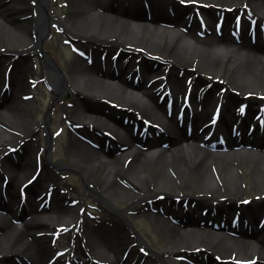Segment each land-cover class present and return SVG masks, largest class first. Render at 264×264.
Returning a JSON list of instances; mask_svg holds the SVG:
<instances>
[{
  "label": "bare ground",
  "instance_id": "obj_1",
  "mask_svg": "<svg viewBox=\"0 0 264 264\" xmlns=\"http://www.w3.org/2000/svg\"><path fill=\"white\" fill-rule=\"evenodd\" d=\"M192 1H197L192 6L201 9L206 2L221 8L207 9L209 20L217 9L229 7L225 15H229V20L233 13L242 14L241 23H248L249 30H257L263 39L252 42L243 27L233 28L225 20L218 30H212L199 15L188 26L187 17L181 14L150 17L143 11L130 10L120 14L112 6H105L106 0H70L71 11L66 17L49 15V0L21 6L18 13L13 10L14 4L20 3L18 0L1 4L0 29L8 27L9 41L28 37L20 51L25 52L29 44L31 50L40 49L54 22L61 23L65 34L87 47L74 52L65 72L54 59L42 56V73L52 87V102L68 90L69 97L78 102L66 111L65 120L72 129L65 152L87 188L104 204L101 211L116 216L93 219L77 198L70 200L53 190L59 185L58 178L46 157L36 167V179L28 185L33 194L15 214L12 204H20L21 199L16 182L22 171L32 169L33 153L26 157L23 154L17 164L10 156H0V264H131V256L121 253L118 241L133 250L141 247L160 264H195L180 258L194 249L192 258L199 264L202 260V264H223L225 260L264 264V131L261 125L250 126L248 122L263 121L264 110L253 112V99L241 118L240 104L234 102L240 93L264 95V0H189ZM24 11L31 14L29 30L12 22ZM173 23L184 27L172 30L169 25ZM1 38L0 47L6 45L5 33ZM134 42L139 48L137 53L109 49L125 48ZM97 43L105 48L93 47ZM10 53L0 55V77L7 59L15 63L10 76L12 89L8 88L0 100L1 144L17 138V131L22 132L30 124L35 128L44 125L46 130L50 120L48 112L37 119L28 111V122L18 124L13 112H8L6 105H19L21 92L29 89V68L24 67L27 63H17ZM149 56L161 58L165 62L163 68L152 70L146 61ZM197 72L222 78L230 89L222 91L219 82H205L195 76ZM167 84L173 89L161 96L157 89ZM242 85L248 88L242 91ZM235 89L240 90L239 94L232 93ZM186 96L190 104L182 107ZM77 97L83 102L79 103ZM219 99L223 109L218 132L225 127L226 134L215 137L204 124L208 115H214L211 103ZM7 100L10 103L6 104ZM87 101L114 102L120 111L92 108ZM193 101L197 102L195 108ZM242 126L246 131L238 135ZM8 128L17 131L11 133ZM147 130L155 131V135L143 133ZM102 134L107 138L103 139ZM92 136L103 139V144L93 145L85 140ZM222 142L224 151L212 147ZM44 148L50 151V136ZM2 192H9L10 199L5 200ZM194 192L210 193L211 200L195 198ZM163 195L165 199L161 200ZM179 195L182 200L177 203L172 196ZM187 197L190 200L183 204ZM122 202L128 206L116 209ZM201 203L204 210H197ZM156 204L161 205L158 209L173 214L180 211L183 215L164 217L154 209ZM233 205L247 208L246 212L253 216L251 229L218 227L222 224H212L204 217L205 210L224 217L231 213L228 209ZM129 209L153 221L164 243L161 248L148 246L144 234L126 218ZM18 219L22 226L14 221ZM259 222L263 223L260 228ZM55 230L70 236L69 247L58 248L50 243Z\"/></svg>",
  "mask_w": 264,
  "mask_h": 264
},
{
  "label": "rangeland",
  "instance_id": "obj_2",
  "mask_svg": "<svg viewBox=\"0 0 264 264\" xmlns=\"http://www.w3.org/2000/svg\"><path fill=\"white\" fill-rule=\"evenodd\" d=\"M6 1L7 0H1L0 1V7H1V4L2 3L4 4ZM23 1L18 0V2H20V3L14 4L15 8H13V10H15L16 13L21 11V6L25 7V8L32 6L33 0H23ZM155 1H157L158 3L160 2V4L162 3V5L164 7L167 6L171 9L173 8L175 10H180V11H184L186 13H191L192 16L200 13L202 15V17L205 19V21L210 23L209 26H210V29H212V30L214 28L218 29V25H219L218 18L223 17V15L225 16L227 14L226 10L229 9V7H227V9H223L220 11L219 9H221V8L216 3H213V2H210V3L206 2L205 4H203V6L205 8L203 7L201 9L200 6H198V7L196 5L192 6V4H197V1H194V2L193 1L189 2V0H155ZM70 4H71L70 0H52L48 14L53 15V16H55L56 14H59L62 17H66L69 14V12L71 11V5ZM215 7L219 8V9H217L216 13H214L213 19L212 20L211 19L209 20V18L207 19V11H208L207 9L215 8ZM22 13L23 14L21 16H19V15L16 16L15 20H13L12 22L15 24L16 27L20 26L21 28H23L25 30L26 29L29 30L28 19L31 18V14H30V12L28 14H26L27 13L26 11H24ZM151 14L154 15L157 13H155L154 11H151ZM158 14L161 15V13H158ZM228 16H225L223 18V20H225L224 22L230 23L231 27H233V28H235V24H238V26L240 28L241 22L243 21V18H242V21H241V18H239V20H240V23H239L236 14H234V13L231 14L230 20L228 19ZM7 24H8L7 26H10L9 22ZM242 25H244L242 27L244 28V31L246 30L245 35H247V37H249L251 39H255V40L259 37L260 33H257L256 36H255V34H251L252 31L249 30V27H247L248 23L247 24L242 23ZM169 27L172 30L176 29L177 31H180V29L182 28V24L179 25V24L173 23L172 25H169ZM11 28H14V27H11ZM50 28H51L50 33L47 32V33H45V36H44V37L49 36V38L45 39L42 42V47H41L42 49L41 50L52 54L54 56V58L56 59L58 65L61 67L62 71L65 72L66 70H68V64L73 59L72 57H73L74 52H79L80 51L79 49L81 47H84V46L81 43L74 41L70 37L69 33L65 34L66 31L64 30L61 23L56 22L53 25L50 24ZM0 30H1L0 41H3L1 38V35L4 38V33H5L6 39H7L6 40L4 38L6 45L0 47V55H2L3 53H6V52H11L10 54L12 55L13 60L16 59L18 61V62L16 61L17 63H19V62L22 63V61H23L24 63H27V64L22 63V64H24L25 69L27 70L29 68V71L27 70V75H26L27 76L26 81H27V83L29 82V89L27 88L26 90L21 92V96H20L21 101H20L19 105H13L10 107V104H8V103H10L9 100L6 101V104H8V105H6V107L9 106L8 112L9 111L13 112V115L15 116L17 123L18 124H26L28 122V111H30V113H32L33 118L34 117H36L37 119L41 118L46 112H49V107H50L51 101H52L51 90L48 87L45 76L42 73V63L40 60L42 58V51H40L39 48L31 50V48H30L31 45L29 44V45L25 46L26 51L22 52L20 50L23 49L24 44H26L28 42V37H26V39L16 40V42L9 41L8 27H7V29L2 28ZM199 31H201V30L199 29ZM256 32H257V30H256ZM260 38H258V40H260ZM261 40H262V38H261ZM12 45L14 47H11ZM20 45H22V46H20ZM15 46H20V47H15ZM28 47L30 50H28ZM93 47L105 48V45H99V43H97ZM84 49H87V47H84ZM109 49L110 50H116L117 52L127 50L129 52H135V53H137L139 50V48L137 47L135 42H134V44L127 45V47H125V48H123V46H118V48H117V46H114L112 48L109 47ZM10 61L11 60L7 59V61L5 62V65L2 67L3 69L1 70L2 76L0 77V79H1L0 80V100L4 96L6 90L8 88L11 90L12 86H13V83L11 82V80L9 81V72L6 73L7 72L6 66H9L11 68V72H12V67H14L15 63H13L12 61L10 62ZM124 61H125V63H127V62H129V59L123 60V62ZM146 61L152 70H157L159 68L161 69L164 66L163 64H165V62L161 58H159L158 56H151V57L149 56ZM11 65H12V67H11ZM195 76L202 79L205 82H207V81L219 82L220 88L222 89V91H227L230 89L229 83L224 82V80L222 78H216L214 76V74H212V73L197 72L195 74ZM192 86H190V87L192 88ZM205 88H203L202 91L205 92V90H206ZM240 88H241L240 90L244 91V89H247L248 86L246 87V86L242 85V87H240ZM249 88H251V87H249ZM172 89H173L172 85L167 84V85H164V86L158 88L157 90H158V93H161V95L163 96L167 91L172 90ZM239 91H237L235 89V90H233L232 93L234 95H235V93L239 94ZM69 94H71L70 90H68L67 93L63 94L57 101L54 102V105H52L48 130L53 133V136L51 137L52 139L50 140V151H49L50 153L49 154H48L47 150H45V148H44V146L47 144V141H48L47 130H45L44 125L41 127L35 128L36 127L35 125L31 127L32 124H30V126L22 128V132L17 131L14 128H8V130L11 133L17 131L18 136H17V138H13L12 140H8V142H3L2 144L0 143L1 144L0 145V153H1L0 156H2V158L6 157V156H10L11 161L15 162L17 164V163H19V161L22 160L23 154H25V157H26V156H30L31 151L33 153L31 156L32 162H33L32 169H30L29 171H26V170L22 171L20 173V176H19L17 182H16L15 187H16V189L19 190L18 196L20 198H22L21 195L24 196V198L25 197L27 198L28 195L33 194V193H31L29 186L26 187L25 189L24 188L22 189L21 186H22V184H25V183L28 184V182H30V184H32V182H31L32 181L31 179L33 177L32 175L37 173V172H35L37 165L40 162H42V159H45V157H46L49 164H51V166L53 168L54 174L57 175L55 177L58 178L57 182L59 183V185H58V187H56V186L53 187L52 188L53 190H56L58 193H60L62 195H65L70 200L77 198L79 201H81V203L84 205V207L88 211H90V214L92 215L93 219L102 220V218H105V219L106 218H114L116 216V214H114L113 212H111V213L108 212L109 214H107V213L105 214L103 211H101V210H104V207H105L104 204L96 195H93V193L87 188V184L85 182V179L82 177V175L77 170H75L76 167H73L72 165H70L69 160L67 158V153L65 152V147H66L67 141L69 140V135H70L69 131L72 128L69 125V123L65 120V117L67 114L66 111H69V108H71L72 105L78 104V102L74 101L72 97H69ZM240 94H242V95H240L238 97L239 99H236L234 102L242 103L243 99H245L249 103L248 108H250L251 101L254 99L256 102H253V106H255V108L253 109V112H254V110L259 111L261 109L262 110L264 109V103H263L264 97H261V95L248 94V93H240ZM221 96H223V95H221ZM77 98L79 100V103L83 102L81 99H79V97H77ZM220 101H221V99H219L217 102L213 101L211 103V109H215L217 114H219V109H221V108L223 109V105H222L223 102H220ZM87 102H88V105L92 108H98V109H101L103 111H113V110L116 112L120 111L116 107H113L107 103L101 104V103H97V102H93V101H87ZM183 102H184V98H183ZM216 103H218V104H216ZM196 104H197V102L193 101L191 105L195 108ZM21 113H23V114H21ZM120 113H122V112H120ZM26 115H27V117H26ZM209 116L210 115H208L207 118ZM22 120H24V121H22ZM221 123H222V120H221ZM241 130L243 132L246 131L243 127H241ZM29 132H31V133L28 136ZM150 132H152V134L154 133L153 130H150ZM213 136L216 137V135H213ZM86 141L88 142V139H86ZM101 142L100 143L103 144V139ZM170 143L171 142L169 141V144ZM28 144L31 147L28 146ZM212 147L216 150L218 149L219 151H224L226 149V147L221 146V144H219V146H218V144H213ZM5 184H8V183H6V181H5ZM7 186L8 185H6V187ZM49 188H50V186L48 187V189ZM20 189H21V191H20ZM194 194H195L194 195L195 198H203V199L211 200V198L209 197V195H211L210 193L202 194V193L194 192ZM1 195L4 196L5 200L10 199L9 192H5V194L3 193ZM181 197H182V195L172 196V199L176 200V202L178 203L182 200ZM195 198H193V199H195ZM163 199H165V196L161 197V200H163ZM189 200H190V198L187 197L186 199L183 200V204H187ZM12 201H14V200L12 199ZM228 201H230V199H228ZM193 204H196V202L194 201ZM12 205L15 206L13 212H15V214H18L20 209L22 208L21 199H20V204L16 205V203L13 202ZM126 206H128V205L125 202H122V203L117 205L116 209H124ZM159 206H161V205L156 204V205H154V208L158 209ZM234 208H235V205L230 207L228 209V212L229 211L231 212L232 210H234ZM202 209H204V207L201 203L197 210H202ZM132 212H134V209L127 210V212L125 213L126 218L130 221V223H132V226H134L135 228H137L140 232H142L144 234V236L146 237V241H148L147 242L148 246L153 247L155 249L161 248V246L164 243L161 242V237L157 231V228H155L153 221L149 217H147L146 215H139V213H132ZM169 213L170 212L166 211V215H169ZM134 215H138V217L134 218L133 217ZM164 217H166V216H164ZM225 217L228 218V219H226L227 224H230V222H232V220H234L231 218V216L230 217L225 216ZM223 219H225V218H223ZM216 220L219 221V223H224V220H222L221 216H218L216 218ZM14 221H16V223H18V225L22 226V220L21 219L14 220ZM257 225L254 224V228H257ZM133 233L135 234V232H133ZM50 239H51L50 243L55 245L58 248L69 247L70 236L67 233L65 234L59 230H55L54 234L50 235ZM118 244H119V247L121 246L120 247L121 253H123V252L124 253L125 252L131 253L130 254V256L132 258L131 264L136 263L137 260L141 257H143V258L138 262V264H160V261L158 259H156V257L153 256L151 253L144 254L138 247L135 250H132L130 252L128 249H126L127 244H123L121 241H118ZM194 254H196L195 249L191 253L188 252V253L180 256V258L187 260L189 262L195 263V264H199V262H196L193 260L192 257L195 256ZM142 255H144V256H142ZM173 259L175 260L174 257H173ZM202 263H203V260H202ZM225 264H231V263L226 262Z\"/></svg>",
  "mask_w": 264,
  "mask_h": 264
}]
</instances>
